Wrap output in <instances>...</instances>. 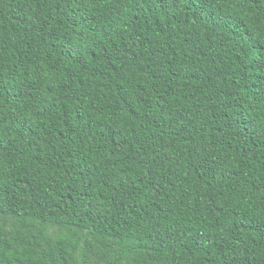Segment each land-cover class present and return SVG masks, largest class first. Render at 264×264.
Segmentation results:
<instances>
[{
    "label": "trees",
    "instance_id": "1",
    "mask_svg": "<svg viewBox=\"0 0 264 264\" xmlns=\"http://www.w3.org/2000/svg\"><path fill=\"white\" fill-rule=\"evenodd\" d=\"M0 264H264V0H0Z\"/></svg>",
    "mask_w": 264,
    "mask_h": 264
}]
</instances>
